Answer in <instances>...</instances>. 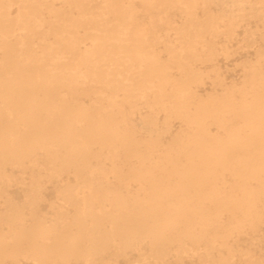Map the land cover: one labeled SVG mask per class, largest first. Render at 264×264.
I'll list each match as a JSON object with an SVG mask.
<instances>
[{
	"label": "bare ground",
	"instance_id": "1",
	"mask_svg": "<svg viewBox=\"0 0 264 264\" xmlns=\"http://www.w3.org/2000/svg\"><path fill=\"white\" fill-rule=\"evenodd\" d=\"M169 258L264 264V0H0V264Z\"/></svg>",
	"mask_w": 264,
	"mask_h": 264
},
{
	"label": "rangeland",
	"instance_id": "2",
	"mask_svg": "<svg viewBox=\"0 0 264 264\" xmlns=\"http://www.w3.org/2000/svg\"><path fill=\"white\" fill-rule=\"evenodd\" d=\"M179 23V20H176V24ZM242 35V34H241ZM233 44H238L234 43ZM236 45H234L231 49H229L227 54H223L221 52H215L212 56V59L205 63L203 66L196 65V69L203 72V74L213 76L215 74L218 75L225 83H238L241 80L242 71L241 67L244 64L253 62L254 53L252 52L251 47H246L245 49H235ZM212 89L208 86L204 90H198V94L204 95L207 92H210ZM11 193L14 196H19L20 192L16 187L11 188ZM44 196L47 199H51L53 196V192L51 189H47L44 193ZM47 206L43 205V210H46ZM186 259V258H185ZM185 264H198L194 258H187ZM168 261L172 264H175L174 258H169ZM234 264H243L241 262H236Z\"/></svg>",
	"mask_w": 264,
	"mask_h": 264
}]
</instances>
